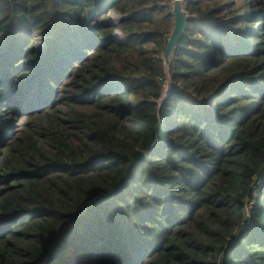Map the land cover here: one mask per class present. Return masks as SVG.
<instances>
[{
	"label": "trees",
	"instance_id": "obj_1",
	"mask_svg": "<svg viewBox=\"0 0 264 264\" xmlns=\"http://www.w3.org/2000/svg\"><path fill=\"white\" fill-rule=\"evenodd\" d=\"M171 3L0 0V264H264V0H185L164 99Z\"/></svg>",
	"mask_w": 264,
	"mask_h": 264
},
{
	"label": "water",
	"instance_id": "obj_2",
	"mask_svg": "<svg viewBox=\"0 0 264 264\" xmlns=\"http://www.w3.org/2000/svg\"><path fill=\"white\" fill-rule=\"evenodd\" d=\"M183 4L184 1L182 0H174L171 3L172 6L171 15L173 17V26L170 33V37L167 41L166 50L163 54L164 73L168 80V86H166L167 93L165 92L164 95L165 94L168 95L171 89L170 67L173 61L174 52L179 42L186 34L188 21L191 19V16L184 9Z\"/></svg>",
	"mask_w": 264,
	"mask_h": 264
},
{
	"label": "rangeland",
	"instance_id": "obj_3",
	"mask_svg": "<svg viewBox=\"0 0 264 264\" xmlns=\"http://www.w3.org/2000/svg\"><path fill=\"white\" fill-rule=\"evenodd\" d=\"M172 1H174V0H172ZM170 8H171V10H172V6L170 5ZM111 21L112 22H114L115 24L117 23V21H118V17H116L115 15H111ZM166 86H168V80H167V85ZM165 92H166V90H167V88L165 87ZM167 93V92H166ZM166 96H167V94H165ZM164 95V99L166 98V96Z\"/></svg>",
	"mask_w": 264,
	"mask_h": 264
},
{
	"label": "built area",
	"instance_id": "obj_4",
	"mask_svg": "<svg viewBox=\"0 0 264 264\" xmlns=\"http://www.w3.org/2000/svg\"><path fill=\"white\" fill-rule=\"evenodd\" d=\"M172 1V0H171ZM182 1H185V0H182ZM116 35L119 37V35H118V33H116ZM166 87V86H165ZM165 87H164V89H165Z\"/></svg>",
	"mask_w": 264,
	"mask_h": 264
}]
</instances>
